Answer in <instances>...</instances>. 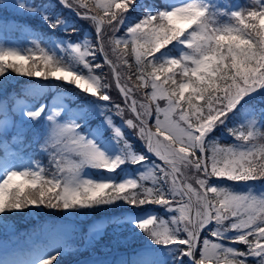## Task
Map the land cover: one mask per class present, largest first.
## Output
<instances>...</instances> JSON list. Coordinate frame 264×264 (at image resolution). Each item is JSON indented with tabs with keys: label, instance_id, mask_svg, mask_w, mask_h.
<instances>
[{
	"label": "snow or ice",
	"instance_id": "obj_1",
	"mask_svg": "<svg viewBox=\"0 0 264 264\" xmlns=\"http://www.w3.org/2000/svg\"><path fill=\"white\" fill-rule=\"evenodd\" d=\"M9 7L47 31L23 46L0 41V92L13 75L56 92L0 100V220L103 213L80 229L90 247L109 229L147 245L113 264H264V0L0 3ZM74 21L90 34L73 40ZM69 247L0 264H60Z\"/></svg>",
	"mask_w": 264,
	"mask_h": 264
},
{
	"label": "trees",
	"instance_id": "obj_2",
	"mask_svg": "<svg viewBox=\"0 0 264 264\" xmlns=\"http://www.w3.org/2000/svg\"><path fill=\"white\" fill-rule=\"evenodd\" d=\"M49 0H45L44 3H48ZM246 2L245 0H241V3ZM0 13H5V14H9V12L6 11H0ZM10 14L15 15L14 12H10ZM68 14V13H67ZM19 16H25L27 18H35L37 19L38 17H33L27 14H16ZM133 16H135V13H133ZM39 19V18H38ZM69 19H71L69 17ZM7 20L9 21V26L7 28H3L0 27V40H4L8 37L11 36H16L18 37L23 25L21 22L16 21L14 19H10L7 18ZM40 20V19H39ZM72 20V19H71ZM0 23H2V20L0 19ZM29 27L32 28L33 30V34L31 35V38L33 37V35H38L39 31L42 30V28L37 27L34 23H27ZM90 34V29H88V27H84L81 32L78 35H74L72 38L76 39H80L82 38L84 35H88ZM120 33H118L117 35H119ZM18 81H8L11 82L14 87L10 88L11 91H13L15 94L21 93V92H25L28 89H32V88H36V87H43L44 91L46 92V86L43 85L41 82H38L35 78H27V77H19L17 76ZM10 80V79H9ZM52 91H56L55 85H52ZM113 97L115 100L117 101H121L118 93L116 92L115 88L113 87L111 89ZM260 97H256L255 100L251 101L250 103H255V104H259L260 103ZM2 100V99H0ZM117 103V102H116ZM163 105V102H161V106ZM34 132L35 130L31 131L30 134L32 136H34ZM225 134H226V130H225ZM217 136H219V133L216 134ZM219 142L221 144H231L232 138L231 137H226V138H220ZM35 148V147H34ZM33 148V149H34ZM34 154V153H33ZM214 182L215 181L214 179ZM229 184H232L233 182H228ZM250 184H256L257 187L260 186V182L259 181H255V182H248ZM238 190H243V182H240V184L238 185ZM155 207V206H152ZM47 210V209H44ZM26 214V213H25ZM61 214H63L66 217H73L75 215H71L69 213L66 212H62ZM162 214V213H161ZM85 217L84 215H80ZM4 225H7L8 221H11L13 223L16 224H34L35 225V221L33 218V215L31 213L26 214V216L24 215V213H12L9 216L5 217L4 219ZM24 225V226H25ZM34 227V226H33ZM12 228V227H10ZM43 229V231L41 230ZM34 231L36 234H39L40 231L42 233V235L44 233L50 234L52 233L53 235H57L58 233H63L66 232V234H69V227H66L65 224L61 225L59 223L56 224H52V223H47V222H43V223H39L37 225H35L34 227ZM24 237L27 236V232L23 234ZM60 236V235H59ZM51 239V237H50ZM52 241V240H51ZM134 243H138L140 245V247H135L137 245H131V242ZM60 243V242H58ZM114 245V248L116 249V253L115 254H104L103 253V249L107 246V245ZM145 239L142 236H136L133 237V235H129L128 232L123 231L118 238V242L117 239L114 238L112 236L111 233H109L107 236H105V241H100L99 244L96 246L95 249H93L92 247H86L84 248L82 245H80L78 248H72L71 252H70V258L69 259H74L76 257H88L85 259H88V261H86L84 259V261H80L77 264H91L92 260H105L107 262H109V264H113V262H118L120 260H134V259H138L139 257L136 255L138 252L141 251L143 247V245H145ZM54 245V244H52ZM243 247V246H240ZM94 256V258L92 259L91 257ZM65 261H61L60 264H64Z\"/></svg>",
	"mask_w": 264,
	"mask_h": 264
},
{
	"label": "rangeland",
	"instance_id": "obj_3",
	"mask_svg": "<svg viewBox=\"0 0 264 264\" xmlns=\"http://www.w3.org/2000/svg\"><path fill=\"white\" fill-rule=\"evenodd\" d=\"M1 1V3H7V4H11L12 3V0H0ZM230 2H235V3H239V1L238 0H230ZM30 34H31V32H30V30H29V28H24L23 29V31H22V35H20V38H22V41H20V40H15V39H9V40H6L7 42H9V43H11L12 45H20V46H23V42H24V44L27 42V41H29V36H30ZM107 69H108V67H107ZM109 71V70H108ZM16 97H14V99H15ZM13 99V100H14ZM163 106V105H162ZM117 123H119V121L117 122ZM10 160H12V158L10 157L9 158ZM24 163H26L27 162V157L24 159V161H23ZM87 171H89V173L90 174H92L93 176H95V172L94 171H92V170H87ZM130 171V170H129ZM103 218V216H99V217H97V219H94V220H100V219H102ZM94 220H92V221H94ZM92 221H90L85 227H87L89 224H91L92 223ZM131 234H133V236H137V234L135 233V232H133V231H131ZM8 249V248H7ZM9 250V249H8ZM42 251H43V249H40V250H38L37 252H36V254H41L42 253ZM13 257L15 258V259H18V260H21L20 258H18V255H16V254H14L13 255Z\"/></svg>",
	"mask_w": 264,
	"mask_h": 264
}]
</instances>
